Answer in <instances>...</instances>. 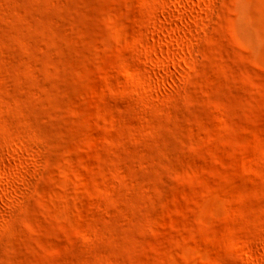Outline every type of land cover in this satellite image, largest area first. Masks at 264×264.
Instances as JSON below:
<instances>
[{"label": "rangeland", "instance_id": "obj_1", "mask_svg": "<svg viewBox=\"0 0 264 264\" xmlns=\"http://www.w3.org/2000/svg\"><path fill=\"white\" fill-rule=\"evenodd\" d=\"M0 264H264V0H0Z\"/></svg>", "mask_w": 264, "mask_h": 264}]
</instances>
